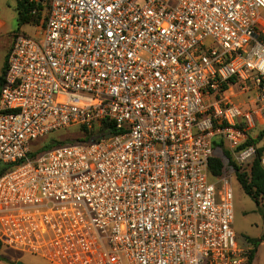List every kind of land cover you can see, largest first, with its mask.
<instances>
[{
    "label": "built area",
    "instance_id": "built-area-1",
    "mask_svg": "<svg viewBox=\"0 0 264 264\" xmlns=\"http://www.w3.org/2000/svg\"><path fill=\"white\" fill-rule=\"evenodd\" d=\"M42 1L0 92L3 246L52 264H248L235 175L210 161L218 141L242 167L257 157L242 147L264 130V0ZM73 128L94 139L31 158Z\"/></svg>",
    "mask_w": 264,
    "mask_h": 264
},
{
    "label": "rangeland",
    "instance_id": "rangeland-1",
    "mask_svg": "<svg viewBox=\"0 0 264 264\" xmlns=\"http://www.w3.org/2000/svg\"><path fill=\"white\" fill-rule=\"evenodd\" d=\"M17 1L18 0H0V73H2L5 68L6 58L12 49L15 34H27L35 38L39 37L40 33H42V31L36 27H19L18 15L16 12ZM236 93L238 92L236 91ZM249 101L250 95L248 94L239 95L234 98V102L244 108L250 106ZM78 132V128H73L67 131H59L56 135L60 137L59 141L61 142H71L78 138ZM35 146H38V143H35ZM262 146H264V141H262ZM220 152H222L221 149ZM263 157L264 155L262 158ZM232 185L235 207V223L233 228L238 236L239 243L244 247L250 248V251H252L254 247L249 243V239H264V201L261 202L258 208L255 201L245 194L235 176L232 178ZM0 260L7 263L23 262L24 264H52L40 256L18 251L6 245L2 248ZM253 264H264V240L258 248Z\"/></svg>",
    "mask_w": 264,
    "mask_h": 264
},
{
    "label": "trees",
    "instance_id": "trees-1",
    "mask_svg": "<svg viewBox=\"0 0 264 264\" xmlns=\"http://www.w3.org/2000/svg\"><path fill=\"white\" fill-rule=\"evenodd\" d=\"M16 12L18 15V25L20 28L24 26L39 27L48 18L49 6L44 4L42 0H18L16 4ZM9 54L6 58L5 68L3 72L0 73V92L5 85ZM78 129V138L72 140L71 142L59 141L60 137H58L56 134H51L45 139L36 142L38 143V146H35L34 144L31 158H36L37 156L58 147L73 145L78 142H87L94 139L92 132L89 133L84 128ZM110 131L116 134V130L114 128H111ZM258 132L260 133L258 138L253 139L251 137L242 148H246L251 145L258 146L262 141H264V130L260 129L259 127ZM225 147L226 146L223 141L215 142V154L210 161V169L212 174L214 176L234 174L245 194L255 201L259 208L261 202L264 201V167L261 163V158L264 155V146H260L258 148L257 157L248 168L240 166L233 158L231 152ZM220 149L222 152H220ZM12 167L13 166L11 165L8 166L0 164V177L12 169ZM263 240L264 239H249V243L253 245L254 248L252 251H250V261L248 264H253L255 255L257 254L258 248ZM2 248L3 244L0 241V253Z\"/></svg>",
    "mask_w": 264,
    "mask_h": 264
},
{
    "label": "crops",
    "instance_id": "crops-1",
    "mask_svg": "<svg viewBox=\"0 0 264 264\" xmlns=\"http://www.w3.org/2000/svg\"><path fill=\"white\" fill-rule=\"evenodd\" d=\"M262 19H261V23H260V29L262 31V33L264 34V11L262 12ZM262 146V142L259 144V147ZM0 264H17L16 262L14 263H7V262H4L2 260H0Z\"/></svg>",
    "mask_w": 264,
    "mask_h": 264
},
{
    "label": "water",
    "instance_id": "water-1",
    "mask_svg": "<svg viewBox=\"0 0 264 264\" xmlns=\"http://www.w3.org/2000/svg\"><path fill=\"white\" fill-rule=\"evenodd\" d=\"M110 137V135L109 136H107V138H109ZM17 264H24L23 262H18Z\"/></svg>",
    "mask_w": 264,
    "mask_h": 264
}]
</instances>
